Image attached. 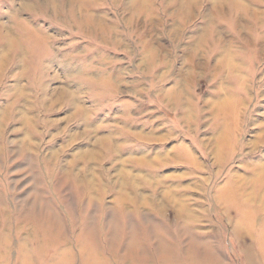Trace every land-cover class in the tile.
Masks as SVG:
<instances>
[{"label": "rangeland", "instance_id": "obj_1", "mask_svg": "<svg viewBox=\"0 0 264 264\" xmlns=\"http://www.w3.org/2000/svg\"><path fill=\"white\" fill-rule=\"evenodd\" d=\"M262 164L264 0H0V264H264Z\"/></svg>", "mask_w": 264, "mask_h": 264}, {"label": "bare ground", "instance_id": "obj_2", "mask_svg": "<svg viewBox=\"0 0 264 264\" xmlns=\"http://www.w3.org/2000/svg\"><path fill=\"white\" fill-rule=\"evenodd\" d=\"M255 170H256V176H251L252 177V179L254 180V178L255 179H257V175H258V173L259 172H262L263 173V171H264V164H262V165H260V166H258V167H256L255 166ZM261 173V174H262ZM260 177H262V175H260ZM240 180H243L244 182L245 181H249L250 182V180L247 178V179H245V178H242V179H240ZM239 180L238 181H235L234 180V182H227V184H226V186L223 188V189H221V200H224L225 202H227V203H231V202H235V201H240L239 200V197L237 196V194H236V190H239L240 192H241V195H245L244 194V192H243V185H242V187H241V189H240V187H239ZM232 183L233 184H235V185H237V186H235L234 187V185H232ZM244 187H246V186H244ZM173 195V194H172ZM172 195H171V197H172ZM1 196V195H0ZM173 197H174V195H173ZM112 198V197H111ZM244 198V197H243ZM253 199V198H252ZM252 199L250 198V200L252 201ZM172 201L174 200V198L173 199H171ZM178 200V199H177ZM242 200V205H244V206H242V207H245V202H247L248 200H245L244 201V199H241ZM179 201V200H178ZM262 202H264V195H262L261 197H260V203L259 202H257V204H261ZM224 203V202H223ZM224 204H226V203H224ZM264 204V203H263ZM46 206V205H45ZM47 208V207H46ZM48 209V208H47ZM50 211V210H49ZM52 211V210H51ZM29 215V214H28ZM48 215H49V213H48ZM48 215L46 216V218H48ZM51 215V214H50ZM53 216V215H52ZM244 216V215H243ZM26 217V216H25ZM34 217V216H33ZM15 218H16V216H15ZM27 218V217H26ZM26 218H23V219H26ZM244 218V217H243ZM243 218H241L242 220L239 222V223H244L245 222V220L243 219ZM29 219V218H28ZM27 219V220H28ZM27 220H25V221H27ZM27 224V223H26ZM36 224V223H35ZM28 225V224H27ZM35 226V225H34ZM131 230V229H130ZM51 231H53V230H51ZM92 230H89V232H91ZM92 236V235H91ZM137 235H136V231H134V229L132 230V231H129L128 233H127V235H126V237H125V239H124V242H123V248H122V250L120 251V254H119V256L117 255L116 257L114 256V258H118V260H119V263L120 264H122V262H124L125 264H131V263H134V264H140V263H137L136 262V259L138 258H140L141 260H142V262L143 263H141V264H152V262L151 261H153L154 263L153 264H156V262L154 261V260H150V257H148V252L146 253V252H143V245L142 244H140V243H138V241L136 240V237ZM61 237V236H60ZM109 237V243H110V247H109V250H110V252L113 254V255H115L116 254V251H114L113 250V245L115 244L114 242H115V240H116V238H117V234H116V232L115 231H112L111 230V232H110V235L108 236ZM95 239V242H96V238H94ZM107 244V243H106ZM116 247V246H115ZM165 247V246H164ZM164 247H162L161 248V252L162 253H160V252H158V254L157 255H159V257H158V262H159V264H164V262H165V260L167 259V258H169V259H173V257H171V256H169L170 255V252H169V250L168 249H165ZM146 248V247H145ZM115 249V248H114ZM116 250V249H115ZM111 258V257H110ZM149 258V259H148ZM159 258H160V260H159ZM148 259V260H147ZM94 261V262H93ZM64 262V261H63ZM176 262V261H175ZM101 263H103V264H106L105 262H101ZM88 264H96V258L95 259H93L91 262H89Z\"/></svg>", "mask_w": 264, "mask_h": 264}]
</instances>
